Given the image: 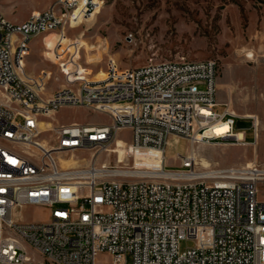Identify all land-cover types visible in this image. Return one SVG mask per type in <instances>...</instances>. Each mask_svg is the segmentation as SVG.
Listing matches in <instances>:
<instances>
[{
  "label": "built area",
  "instance_id": "built-area-1",
  "mask_svg": "<svg viewBox=\"0 0 264 264\" xmlns=\"http://www.w3.org/2000/svg\"><path fill=\"white\" fill-rule=\"evenodd\" d=\"M103 3L53 0L21 23L0 11V264H264V199L258 197L264 161L208 176L191 156L181 158L180 169L164 167L171 138L221 144L247 141L251 131L256 139L258 118L239 117L218 102L214 61L120 69L109 60L102 79L90 78L81 42L69 33ZM49 33L57 35L52 64L65 82L51 94V71H25L31 41L41 38L45 48ZM65 107L109 122L43 120ZM43 123L50 126L42 129ZM223 123L231 131L218 134ZM122 131L131 136L123 140L127 161L63 165L83 151L118 147ZM153 152L163 156L161 169L149 159ZM138 158L149 161L138 168ZM29 207L48 208V219L25 221L21 212ZM185 240L194 246L182 251Z\"/></svg>",
  "mask_w": 264,
  "mask_h": 264
},
{
  "label": "rangeland",
  "instance_id": "rangeland-1",
  "mask_svg": "<svg viewBox=\"0 0 264 264\" xmlns=\"http://www.w3.org/2000/svg\"><path fill=\"white\" fill-rule=\"evenodd\" d=\"M52 2L0 0V11L12 22L26 21L32 12ZM69 36L94 47L87 51L84 46L80 56L90 78L104 75L109 60L120 69L140 67L149 61H214L218 102L228 105L239 117L258 118L256 139L251 131H246L247 141L221 144H192L186 139L171 138L164 160L167 170L180 169L181 158L191 155L199 172L264 161V0H104L94 17ZM44 51L41 38L31 41L25 71L35 76L42 70L51 71L53 78L47 91L51 94L65 82L58 68L44 57ZM90 58L94 61L90 62ZM223 109L218 106L215 111ZM43 120L53 125L109 122L106 115L78 107L62 108L51 119ZM239 125L249 127L250 122L241 121ZM215 131L224 134L221 127ZM119 137L122 140H118V147L114 145L108 152L87 150L76 155L78 166L91 162L98 167L115 166L118 158L120 163L127 161L123 140L129 142L130 133L122 131ZM148 161H138V168ZM154 161L157 168H162L159 161ZM258 197L264 199V184L259 186ZM21 214L25 221H46L49 209L29 207ZM193 246L192 240L180 243L182 251Z\"/></svg>",
  "mask_w": 264,
  "mask_h": 264
},
{
  "label": "bare ground",
  "instance_id": "bare-ground-1",
  "mask_svg": "<svg viewBox=\"0 0 264 264\" xmlns=\"http://www.w3.org/2000/svg\"><path fill=\"white\" fill-rule=\"evenodd\" d=\"M56 41H57V35L55 33H49V34H47L45 36L46 47H45V51H44L43 55H44V57H46L49 60H51V62H54V60H55L54 59V49H55V46H56ZM81 45H82V47L86 46L84 44V42H81ZM85 49L87 51H89V50L94 49V47L86 46ZM92 61H94V58H90V62H92ZM103 77H104V75H102L100 77H97V78H94V79L95 80H100ZM49 126L50 125H47L46 127H42V129H46ZM217 127H221L222 130H223V132H224V134H226L227 132H230L231 131V125L229 123H223V124L218 125ZM190 152H191V154H194V150L193 149ZM152 154H153L152 157H150L149 159L150 160H157L162 165V163H163V156L161 154H159V153H156V152H153ZM140 160H142V159L138 158V161H140ZM63 165L64 166H77L78 165V161L75 160L74 158L67 159V160H63ZM161 165H160V167H161ZM97 170L100 171L99 173H106V172L103 171L102 168H97ZM122 171L123 170L119 167L118 170L116 172H114L113 174L114 175H117V174H119ZM209 174H210L209 172L202 173V175H204V176H208Z\"/></svg>",
  "mask_w": 264,
  "mask_h": 264
},
{
  "label": "crops",
  "instance_id": "crops-1",
  "mask_svg": "<svg viewBox=\"0 0 264 264\" xmlns=\"http://www.w3.org/2000/svg\"><path fill=\"white\" fill-rule=\"evenodd\" d=\"M24 20H20V21H18L17 23H21V22H23Z\"/></svg>",
  "mask_w": 264,
  "mask_h": 264
}]
</instances>
